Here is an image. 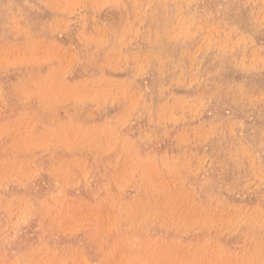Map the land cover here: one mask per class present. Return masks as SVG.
Returning <instances> with one entry per match:
<instances>
[{
  "label": "rangeland",
  "instance_id": "374dc122",
  "mask_svg": "<svg viewBox=\"0 0 264 264\" xmlns=\"http://www.w3.org/2000/svg\"><path fill=\"white\" fill-rule=\"evenodd\" d=\"M263 169L264 0H0V264H263Z\"/></svg>",
  "mask_w": 264,
  "mask_h": 264
},
{
  "label": "bare ground",
  "instance_id": "6f19581e",
  "mask_svg": "<svg viewBox=\"0 0 264 264\" xmlns=\"http://www.w3.org/2000/svg\"><path fill=\"white\" fill-rule=\"evenodd\" d=\"M182 23V22H181ZM177 33V32H176ZM160 35V34H159ZM224 35V34H223ZM167 38V37H166ZM165 38V39H166ZM173 42V41H172ZM175 49V48H174ZM220 49H221V47H220ZM222 62V61H221ZM223 64V63H222ZM222 66V65H221ZM224 67V66H223ZM35 121H37V120H35ZM212 138V137H211ZM208 139V138H207ZM208 141V140H207ZM183 155H184V153H183ZM253 164V163H252ZM255 169V168H254ZM264 170V169H263ZM251 171V170H250ZM249 171V172H250ZM251 173H255L254 171L253 172H251ZM259 176H260V174H258ZM257 175V176H258ZM262 176H264V175H262ZM214 178V177H213ZM261 179V178H260ZM262 180H264L263 178H262ZM212 184V183H211ZM258 186V185H257ZM257 188V187H256ZM261 189H262V187H261ZM260 189V190H261ZM213 191V190H212ZM249 191V190H248ZM263 191H264V189H263ZM243 192V191H242ZM241 192V193H242ZM248 193V192H247ZM256 193H257V191H256ZM217 194V193H216ZM253 194H254V192H253ZM219 196V195H218ZM257 196V195H256ZM212 197V196H211ZM258 197H260V196H258ZM263 197H264V193H263ZM256 198V197H255ZM258 199H260V198H258ZM256 200V201H259V200ZM127 200V199H126ZM211 200V199H210ZM216 200V199H215ZM242 200V199H241ZM262 200H263V198H262ZM117 201V200H116ZM120 201V200H119ZM124 202H125V200H124ZM127 203V202H126ZM130 203H131V201H130ZM222 203V202H221ZM259 203V202H258ZM119 204V203H118ZM214 204H216V203H214ZM236 204V203H235ZM234 204V205H235ZM127 205V204H126ZM244 205V204H243ZM242 205V206H243ZM247 205H249V204H247ZM129 206H131V205H129ZM119 207V206H118ZM126 207V206H125ZM134 207V206H133ZM239 209H241V204L239 205ZM136 208V207H135ZM144 208H146L147 209V207L145 206ZM144 208H138L137 210H136V212H135V215H133V218L135 217V218H138V219H140L141 218V221H142V219H147V220H149V221H151L152 220V217H154L155 215H154V212L152 211V210H146V209H144ZM245 208V207H244ZM249 208V207H248ZM127 209H128V207H127ZM236 209V208H235ZM237 209H238V206H237ZM236 209V210H237ZM238 209V210H239ZM246 209V208H245ZM253 209V208H252ZM257 210H259L260 211V209L261 208H256ZM123 210H124V208H123ZM255 210V209H254ZM247 211H248V209H247ZM252 211V210H251ZM259 211H257L256 213H259ZM122 212V211H121ZM128 212H129V210H128ZM244 212V211H243ZM119 213V212H118ZM127 213V212H126ZM160 214H161V212H159ZM239 213H241L240 211L238 212V214ZM249 213V212H248ZM256 213H252V214H249L250 216H253L251 219H255L256 221H258L262 216L261 215H259V214H257V215H255ZM124 214V213H123ZM130 214V212L128 213V215ZM132 214H133V212H132ZM242 214V213H241ZM240 214V215H241ZM125 215V214H124ZM164 216H165V214H164ZM167 216V215H166ZM243 216V215H242ZM247 216V215H246ZM161 217H163V214L161 215ZM170 217H171V215H170ZM235 217H237V216H235ZM130 218V217H129ZM132 218V217H131ZM156 218H157V216H156ZM166 218V217H165ZM238 218V217H237ZM243 218H244V216H243ZM242 218V219H243ZM246 218V217H245ZM121 219V218H120ZM242 219H240V220H242ZM134 220V219H133ZM146 220V221H147ZM156 220V219H155ZM166 220H167V218H166ZM235 220H236V218H235ZM122 221V220H121ZM131 221V220H130ZM141 221H140V223H141ZM158 221V220H157ZM165 221V220H164ZM126 222H127V220H126ZM129 222V221H128ZM127 222V223H128ZM139 222V221H138ZM144 222V221H143ZM152 223H154L153 221H151ZM158 222H160V221H158ZM165 222H167V221H165ZM198 222H201V220H199ZM242 224L244 223V221L242 222V221H240ZM123 223V222H122ZM245 223H246V221H245ZM129 224H132V222L131 223H129ZM144 224V223H143ZM146 224V223H145ZM197 224V223H196ZM239 224V223H238ZM242 224H240V225H242ZM255 224V225H254ZM152 225V224H151ZM151 225H149V226H151ZM192 226L194 225V224H191ZM236 225V224H235ZM256 225H257V223L255 222V223H253V224H251V225H244V226H246L247 228H248V233H250L251 232V230L254 228V227H256ZM129 226V225H128ZM136 226V225H135ZM138 226V225H137ZM137 226H136V228H137ZM146 226H147V224H146ZM153 226H156V225H153ZM188 226H190V225H186V226H183L182 227V229L183 230H187V227ZM133 227V226H132ZM226 227V226H225ZM238 227H242V226H238ZM135 228V227H134ZM133 228V229H134ZM135 228V229H136ZM147 228H148V226H147ZM154 228V227H153ZM244 228V227H243ZM132 229V228H131ZM230 229V228H229ZM228 229V230H229ZM233 229H236L235 228V226H234V228ZM130 229H128V231H129ZM238 230V229H237ZM245 231V230H244ZM244 233V232H243ZM246 234H247V232H246ZM127 235V234H126ZM252 235V233H250V235H248V236H251ZM127 236H129V235H127ZM131 236V235H130ZM129 236V237H130ZM252 237V236H251ZM132 238V237H131ZM249 238V237H248ZM250 239V238H249ZM250 241H252L253 243H255L256 242V239H252V240H250ZM254 245H256V244H254ZM262 245V248L260 247L259 248V250H258V252H257V254L259 253V252H264V243L263 244H261ZM189 252V251H188ZM189 254V256H191L190 254L191 253H188ZM254 256V255H253ZM191 259L192 258H190L189 257V261H191ZM202 259V258H201ZM188 261V262H189ZM259 264H261V263H259ZM264 264V263H263Z\"/></svg>",
  "mask_w": 264,
  "mask_h": 264
}]
</instances>
